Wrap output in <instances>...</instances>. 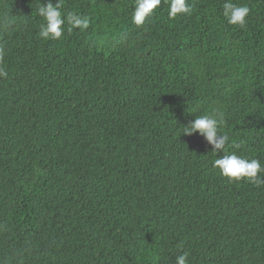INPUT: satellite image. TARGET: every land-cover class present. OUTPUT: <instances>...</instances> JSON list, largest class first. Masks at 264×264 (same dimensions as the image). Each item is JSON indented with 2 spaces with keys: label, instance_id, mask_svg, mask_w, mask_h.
<instances>
[{
  "label": "trees",
  "instance_id": "1",
  "mask_svg": "<svg viewBox=\"0 0 264 264\" xmlns=\"http://www.w3.org/2000/svg\"><path fill=\"white\" fill-rule=\"evenodd\" d=\"M46 2L0 0V264H264V186L213 167L264 166V0H233L243 28L225 0L141 26L135 0H63L90 25L59 40ZM214 110L220 153L183 133Z\"/></svg>",
  "mask_w": 264,
  "mask_h": 264
},
{
  "label": "clouds",
  "instance_id": "2",
  "mask_svg": "<svg viewBox=\"0 0 264 264\" xmlns=\"http://www.w3.org/2000/svg\"><path fill=\"white\" fill-rule=\"evenodd\" d=\"M63 0H56L53 4L52 0H47L37 9V14L41 16L44 23L40 25L39 36L45 40H59L64 31L65 25L70 26L68 31L72 29L86 30L90 25V18L82 16L76 12H68L65 16L62 11ZM162 3V0H135V7L132 14V22L141 26L146 19L152 15ZM222 15L228 24L236 25L243 28L246 24V17L250 13V8L246 5H240L233 0H225L223 3ZM192 8L188 0H168V16L176 18L178 15H190ZM5 50L0 47V61L3 60ZM8 72L4 67L0 66V78H7ZM223 124V114L215 110L211 114H202L195 117L190 123L184 126L183 133L192 135L198 133L204 138L206 143L211 146V151L220 153L225 150L226 144L229 142L227 134H221V125ZM213 167L218 168L221 175L227 177L231 181L246 180L257 186H264V166L255 158L237 155L235 153L225 154L215 159ZM189 253L182 252L175 259V264H189Z\"/></svg>",
  "mask_w": 264,
  "mask_h": 264
}]
</instances>
